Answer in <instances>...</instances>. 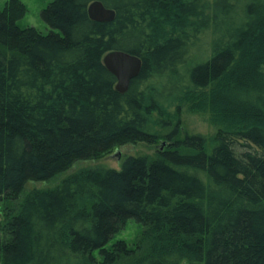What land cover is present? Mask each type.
Returning a JSON list of instances; mask_svg holds the SVG:
<instances>
[{
  "label": "trees",
  "instance_id": "1",
  "mask_svg": "<svg viewBox=\"0 0 264 264\" xmlns=\"http://www.w3.org/2000/svg\"><path fill=\"white\" fill-rule=\"evenodd\" d=\"M93 1L51 0L47 32L0 6V264H264V0ZM111 50L142 62L124 93ZM173 103L215 132L182 135ZM127 143L159 146L23 194Z\"/></svg>",
  "mask_w": 264,
  "mask_h": 264
},
{
  "label": "rangeland",
  "instance_id": "2",
  "mask_svg": "<svg viewBox=\"0 0 264 264\" xmlns=\"http://www.w3.org/2000/svg\"><path fill=\"white\" fill-rule=\"evenodd\" d=\"M6 0H0V6L5 4ZM51 0H21V2L26 7V12L23 17H21L17 24L20 27L34 26L42 32H47L50 30V26L43 20L41 16L42 10L47 6ZM204 45V44H203ZM202 48V47H201ZM205 51L208 50L207 45H204ZM182 81H187V72L184 68L181 69ZM179 108V110H178ZM169 113L173 118V121L179 120L181 125V134L184 135L192 133H200L204 135H212L215 132V127L210 123L208 115L206 113H197L192 110H188L186 105L182 104L180 107L173 103L167 107ZM159 145H149L146 143L137 144H124L119 147L114 148V150L108 154L103 155L98 159H85L77 160L73 163L69 170L64 171L55 177L42 181H28L24 187V192L34 188H50L56 186L62 178L66 175L73 173L82 168L105 166L112 168H120L125 157L139 156V155H149L152 156L155 153L156 148ZM116 153H119L117 156ZM22 196V195H21ZM15 203H12L14 205ZM3 207V203L0 202V208ZM1 213V212H0ZM1 219V215H0ZM141 225L134 219H129L126 225L116 232L110 240V243L116 239H123L129 245L137 240L141 234Z\"/></svg>",
  "mask_w": 264,
  "mask_h": 264
},
{
  "label": "water",
  "instance_id": "3",
  "mask_svg": "<svg viewBox=\"0 0 264 264\" xmlns=\"http://www.w3.org/2000/svg\"><path fill=\"white\" fill-rule=\"evenodd\" d=\"M87 12L92 20L105 22L111 21L115 17V11L107 8L99 0H95L88 5ZM105 67L116 77L115 89L124 93L141 70V59L133 54L120 50H111L103 56ZM119 156V153H116Z\"/></svg>",
  "mask_w": 264,
  "mask_h": 264
}]
</instances>
